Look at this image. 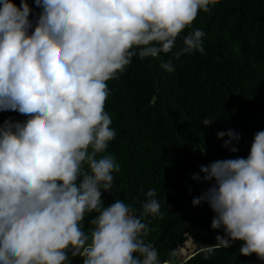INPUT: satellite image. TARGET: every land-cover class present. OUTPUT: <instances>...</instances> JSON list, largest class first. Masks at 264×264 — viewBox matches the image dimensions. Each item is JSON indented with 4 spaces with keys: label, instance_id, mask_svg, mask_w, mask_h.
Wrapping results in <instances>:
<instances>
[{
    "label": "clouds",
    "instance_id": "obj_1",
    "mask_svg": "<svg viewBox=\"0 0 264 264\" xmlns=\"http://www.w3.org/2000/svg\"><path fill=\"white\" fill-rule=\"evenodd\" d=\"M0 0V112L16 111L26 121L0 125V264H174L177 251L161 261L146 242L142 217L158 216L154 189L144 192L141 216L123 200L105 206L120 171L107 153L116 132L105 111L108 81L133 57L161 53L179 59L203 53L200 11L219 0ZM174 70L171 61L161 65ZM213 122L205 118L204 127ZM225 137H227L225 139ZM217 138L235 154L241 136ZM235 142V143H234ZM209 186L192 204L214 213L211 228L222 230L214 247L239 241V253L264 261V130L247 157L215 160L191 178ZM95 213L87 231L85 214ZM205 258L213 246L203 249Z\"/></svg>",
    "mask_w": 264,
    "mask_h": 264
},
{
    "label": "trees",
    "instance_id": "obj_2",
    "mask_svg": "<svg viewBox=\"0 0 264 264\" xmlns=\"http://www.w3.org/2000/svg\"><path fill=\"white\" fill-rule=\"evenodd\" d=\"M13 2L19 6L21 0ZM27 2L35 19L41 9L34 0ZM196 28L205 34L203 53L179 59L172 53L143 61L133 57L117 79L108 81L104 107L116 135L107 153L115 156L120 171L113 173L111 192L101 198L105 206L123 200L141 216L144 192L156 191L160 214L142 220L150 228L146 242L155 246L161 261L176 250L174 264H264L254 253L241 255L239 241L226 249L214 247L216 236L224 235L211 228L214 213L206 203L192 204L209 185L203 173L200 182L191 178L215 160L247 157L254 135L264 130V0H219L198 13L173 52ZM169 61L172 72L161 67ZM205 118L213 122L208 127L202 124ZM7 119L26 121L27 116L0 112V125ZM228 130L241 136L235 154L217 138ZM94 215L85 214L86 231ZM209 246L213 253L205 258L203 249ZM69 258L83 264L81 257Z\"/></svg>",
    "mask_w": 264,
    "mask_h": 264
},
{
    "label": "rangeland",
    "instance_id": "obj_3",
    "mask_svg": "<svg viewBox=\"0 0 264 264\" xmlns=\"http://www.w3.org/2000/svg\"><path fill=\"white\" fill-rule=\"evenodd\" d=\"M187 245H188V249L192 250L193 247L191 246V243L189 242Z\"/></svg>",
    "mask_w": 264,
    "mask_h": 264
}]
</instances>
